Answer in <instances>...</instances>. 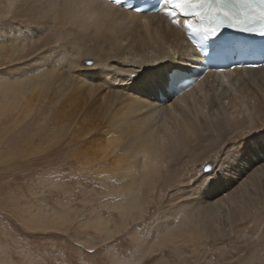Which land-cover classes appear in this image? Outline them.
<instances>
[{
  "label": "bare ground",
  "instance_id": "6f19581e",
  "mask_svg": "<svg viewBox=\"0 0 264 264\" xmlns=\"http://www.w3.org/2000/svg\"><path fill=\"white\" fill-rule=\"evenodd\" d=\"M17 8L46 36L35 35V39L19 32L4 33L6 40L0 36L1 62L19 68L18 73H11L5 83H0V95L5 96L6 91L11 95L3 98L1 107L12 103V108H23L28 115L36 94L45 90L51 96L46 103H56V110L61 109L68 117V141L81 140L87 133L95 138V132L106 127L114 167V182L110 180L114 184L109 185L108 193L124 221L138 206L142 184L167 192L166 201L172 206L171 216L177 226L158 230L156 238L163 242L188 238L196 227L212 232L208 238L217 237L222 230L243 238V231L235 227H241L246 216L255 213L257 219L264 220V127L255 130L264 122V67L208 72L192 87L158 103V93L165 95L172 69L186 72L207 54L196 55L185 39L182 20L176 17L178 23L173 24L162 12L136 14L105 0H0V17L13 16ZM70 35L66 46L71 47V57L58 56L53 46ZM87 52L98 62L92 66L79 63ZM56 60L63 65L58 66ZM173 89L172 83L171 93ZM26 90L35 93L27 99ZM15 93L18 97L13 96ZM171 104L187 110L185 121L170 114H151L152 107L171 112ZM91 111L97 114L91 115ZM76 117L77 124H73ZM187 120L195 121L188 124ZM255 122L257 126L252 125ZM82 126L84 130L80 131ZM249 127L253 140L244 141L242 135L250 131ZM237 134L243 142L234 147L233 143L239 141ZM222 135L231 142L223 141ZM211 155L217 158L207 162L212 171L204 170L196 175L198 183L188 186L186 165ZM165 157L167 164L160 166ZM231 183L237 184L228 189ZM209 196L216 199L208 203L200 200ZM106 221L97 216L98 223ZM223 221L226 229L221 226Z\"/></svg>",
  "mask_w": 264,
  "mask_h": 264
},
{
  "label": "rangeland",
  "instance_id": "374dc122",
  "mask_svg": "<svg viewBox=\"0 0 264 264\" xmlns=\"http://www.w3.org/2000/svg\"><path fill=\"white\" fill-rule=\"evenodd\" d=\"M17 7L20 8L19 4ZM19 8L13 16L0 17V36L6 40L4 36L8 32L45 37L46 33L36 24L33 27L32 19L19 12ZM68 37L53 46L58 56L71 57L68 52L71 47H67L66 42L72 35ZM88 54L79 56V59L84 58L78 60L79 63L92 66L98 62L96 57ZM1 57L0 83H5L4 79L18 73L19 68L14 63L1 62ZM56 64L62 66L63 62L56 60ZM18 87L19 84L14 89ZM6 93L0 95V264H264V220L263 217L257 219L255 213L246 216L241 227H235L243 231V238L227 234L225 230L215 238H208L212 232L196 227L188 238L182 236L163 242L156 238L158 230L177 226L171 216L172 206L166 201L167 192H157L142 184L138 206L124 221L108 193L109 185L114 184L110 182H114L111 177L114 167L105 137L108 129L103 127L95 132V138L87 133L81 140L68 141V117L61 109L56 110V103H46L51 97L47 91L43 90L39 97L36 94L28 115H24L26 110L23 108H12V103L1 107L3 98L11 97ZM30 93L24 91L27 99L31 97ZM247 94L251 95L252 91ZM13 96L18 97V93ZM210 99L215 103L214 98ZM170 106L171 112L152 107L151 114L162 117L170 114L172 118L185 121L187 110L177 104ZM90 114L97 113L91 111ZM198 118L200 120L201 116ZM77 119L73 124H77ZM193 121L187 120V123ZM259 126L255 129L257 132L264 127V122ZM249 129L242 135L244 141L253 140V131L251 127ZM79 130L83 131L84 127ZM103 137L104 146L101 143ZM236 137L239 141L233 143L234 147L243 142L238 134ZM220 138L226 143L231 142V138L224 135ZM215 153L219 154V151ZM167 160L165 157V163L160 161L159 165H166ZM216 160V156L211 155L186 165L188 186L197 184L196 175L204 173L207 162ZM261 179L260 183L263 182ZM235 184H227V188L232 189ZM119 197L115 196L116 199ZM215 199L210 196L200 198L206 203ZM97 216L107 221L98 223ZM221 226L225 228L226 221ZM29 228L39 231H29ZM89 249L94 251L90 253Z\"/></svg>",
  "mask_w": 264,
  "mask_h": 264
},
{
  "label": "snow or ice",
  "instance_id": "6c2138e0",
  "mask_svg": "<svg viewBox=\"0 0 264 264\" xmlns=\"http://www.w3.org/2000/svg\"><path fill=\"white\" fill-rule=\"evenodd\" d=\"M119 3V0H116ZM162 10L177 24L179 14L193 15L197 22L184 19L191 34L212 36L222 27L264 35V0H161ZM210 169V165H205ZM29 231L39 229L29 228ZM90 253L93 249L88 250Z\"/></svg>",
  "mask_w": 264,
  "mask_h": 264
},
{
  "label": "water",
  "instance_id": "95a60500",
  "mask_svg": "<svg viewBox=\"0 0 264 264\" xmlns=\"http://www.w3.org/2000/svg\"><path fill=\"white\" fill-rule=\"evenodd\" d=\"M211 167V166H210ZM205 171H209L210 169L209 168H207V167H205V169H204Z\"/></svg>",
  "mask_w": 264,
  "mask_h": 264
}]
</instances>
